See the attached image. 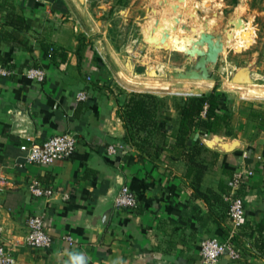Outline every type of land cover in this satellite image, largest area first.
Returning a JSON list of instances; mask_svg holds the SVG:
<instances>
[{
	"label": "crops",
	"instance_id": "obj_1",
	"mask_svg": "<svg viewBox=\"0 0 264 264\" xmlns=\"http://www.w3.org/2000/svg\"><path fill=\"white\" fill-rule=\"evenodd\" d=\"M92 2L13 0L30 26L19 40L17 31L5 24L6 12L0 14V62H7L14 71L0 77V170L9 180L0 190L4 242L16 264H205L201 243L227 238V207L208 206L196 196L183 159L163 156L154 161L125 141L126 129L118 112L128 93L120 80L110 77L103 56V22L97 20ZM166 3L145 0L142 8H152L158 20L166 22L160 16L169 8ZM50 47L66 60L49 59ZM30 68L45 70L46 79L29 81L23 73ZM147 87L168 90L162 84ZM83 91L88 100L78 102L77 95ZM246 97L264 99V90H253ZM229 99L234 109L232 136L198 132L188 146L200 141L207 149L202 156L209 164L202 191L211 189L221 195L220 183L232 177L225 170L246 173L241 194L247 223L235 240L242 258L233 262L225 255L218 264H264V107L253 106L247 112L244 103ZM167 102L166 119L174 133L180 102ZM66 133L78 141L70 159L51 166H18L24 164L22 145ZM215 136L239 145L229 153L219 146L211 149L206 141ZM168 142L174 144L171 138ZM120 145L124 150L109 153L110 146ZM34 180L52 189V197H33L29 186ZM123 185L138 197L137 209L115 205ZM222 196L226 201V195ZM30 216L43 218L53 238L50 248L36 250L22 244Z\"/></svg>",
	"mask_w": 264,
	"mask_h": 264
},
{
	"label": "rangeland",
	"instance_id": "obj_2",
	"mask_svg": "<svg viewBox=\"0 0 264 264\" xmlns=\"http://www.w3.org/2000/svg\"><path fill=\"white\" fill-rule=\"evenodd\" d=\"M92 1L97 20L103 22V27L100 28L103 32L101 36L104 37L103 56L109 65L110 77L113 81L120 80L126 87L122 88L125 93H149L166 100L182 102L189 97L188 94L203 95L217 87L226 91L229 97H234L236 102L244 103L248 107L245 110L247 112L253 106L264 107V99L246 97L253 90H264V0H166L169 8H165V12L160 14L166 22L158 20L152 8H142L145 0ZM181 6L184 7L182 10ZM172 16H175L174 19L168 20ZM237 19L244 21L245 29L235 30L230 26L229 22ZM178 20L180 29L170 37V44L176 51L158 50L144 43L140 34L143 27L152 26L157 21L176 25ZM205 22L212 29L227 28L235 35L234 41L215 68V81H181L171 76L162 79L145 75L142 63H148L150 67L168 75L176 64L186 67L188 60L181 52L190 45L193 34L181 27H200L197 29L200 32L204 29ZM128 57L134 60L135 71L142 72V75H134V71L126 67L125 59ZM243 69L250 72L252 84L232 83L234 75ZM130 80L135 85L126 83ZM161 84L168 90L146 88L147 85Z\"/></svg>",
	"mask_w": 264,
	"mask_h": 264
},
{
	"label": "trees",
	"instance_id": "obj_3",
	"mask_svg": "<svg viewBox=\"0 0 264 264\" xmlns=\"http://www.w3.org/2000/svg\"><path fill=\"white\" fill-rule=\"evenodd\" d=\"M3 12H6L8 18L5 24L17 31L16 39L19 40L22 32L30 29L25 17L17 12L13 0H0V14ZM51 49H54L53 60L59 56L63 61L66 60V56L55 47L48 48V53ZM0 64L8 66L5 61ZM147 89L158 90L154 87ZM231 104L228 95L220 92L217 87L210 93L185 98L182 102L176 103L178 118L174 123V133L171 132V125L166 119L167 100L153 94H128L127 101L120 106L118 115L124 123L125 141L128 144L140 155L151 157L154 161L160 160L163 156L183 159L187 165L186 177L192 178L191 186L196 196L208 206L214 203L226 206L228 217L229 204L222 196L223 193L226 197L229 194L228 182L220 183L221 195L211 189L202 191L201 186L209 167L202 156L207 149L200 141H197L194 147H189L188 142L198 132L206 136L223 132L227 136H232L234 109ZM168 138L174 140L173 145L169 144ZM225 173L232 176L234 172L225 170ZM225 233L228 238L230 229Z\"/></svg>",
	"mask_w": 264,
	"mask_h": 264
},
{
	"label": "built area",
	"instance_id": "obj_4",
	"mask_svg": "<svg viewBox=\"0 0 264 264\" xmlns=\"http://www.w3.org/2000/svg\"><path fill=\"white\" fill-rule=\"evenodd\" d=\"M54 49L48 55L52 59ZM14 71L9 66L0 64V77H9ZM23 76L29 81L43 82L47 73L40 68H30L24 71ZM89 83L92 78H88ZM187 96H199L198 94H188ZM88 100L86 91L77 95L78 102ZM78 145L77 138L69 133L60 134L49 138L42 143L32 142L24 144L20 147L24 164H18L19 167L36 164L41 166H51L57 161H65L70 159L76 152ZM120 150H124V146H110L108 151L116 154ZM246 173L244 171H236L228 182L229 194L226 202L229 204L228 219L230 222V234L225 240L218 238H208L201 243L200 256L205 264H218L220 259L225 255L233 262H238L242 258V250L236 245L235 240L242 232L243 227L247 223V211L245 207L244 197L241 194L245 188ZM9 185V180L4 172L0 170V190L4 186ZM29 191L36 199L50 198L54 191L44 187L38 180L32 181ZM115 205L122 209H137L139 207V199L136 194L128 187L123 186L115 199ZM4 229L0 226V264H16V258L12 254L7 243L4 242ZM72 240V239H70ZM22 244L36 250H45L52 246L53 238L47 232L44 220L40 216H30L27 220V235Z\"/></svg>",
	"mask_w": 264,
	"mask_h": 264
},
{
	"label": "water",
	"instance_id": "obj_5",
	"mask_svg": "<svg viewBox=\"0 0 264 264\" xmlns=\"http://www.w3.org/2000/svg\"><path fill=\"white\" fill-rule=\"evenodd\" d=\"M229 24L232 28L234 27L235 30L241 28L245 29V24L242 19L230 21ZM181 28L193 34L190 45L184 52H181L187 57L188 65L183 67L180 64H176V67L171 71L170 75H168L166 72L150 67L148 63H142L145 67V75L151 78L162 79H167L171 76V78L181 81H215V68L221 56L227 52L229 46L234 41V32L229 31L227 28H219L218 30L212 29L209 27L208 22L204 23V29L200 32H198L196 28H191L190 26H183ZM179 29L180 20L177 21L176 25H167L157 21L152 26L143 27L140 34L144 43L150 47L158 50L172 49L176 51L170 44V37L172 33H177ZM134 64L135 62L132 58L128 57L125 59L126 67L130 71H134V75H142V72L135 71ZM232 83L240 85L252 84L250 72L245 69L238 71L234 75ZM206 144L211 149H216V147L219 146L227 153L233 152L239 145L238 142H233L231 144L226 143L219 136H215L211 141H206Z\"/></svg>",
	"mask_w": 264,
	"mask_h": 264
}]
</instances>
